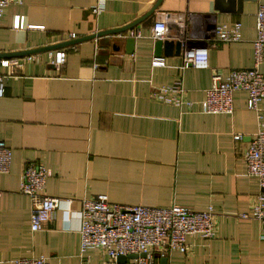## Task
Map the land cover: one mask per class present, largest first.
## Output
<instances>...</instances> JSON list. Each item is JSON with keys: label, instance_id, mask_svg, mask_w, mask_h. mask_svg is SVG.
Instances as JSON below:
<instances>
[{"label": "crops", "instance_id": "crops-1", "mask_svg": "<svg viewBox=\"0 0 264 264\" xmlns=\"http://www.w3.org/2000/svg\"><path fill=\"white\" fill-rule=\"evenodd\" d=\"M100 1L104 7L97 12ZM261 1L242 0L234 12H221L216 0H162L150 17L122 34L89 40L144 18L159 0H24L7 8L0 21V59L22 66L0 67L6 85L0 140L12 150L9 173L0 174V264L41 256L50 264H122L100 249L81 256L80 220L66 210L31 231L32 201L21 192L31 162L51 172L43 193L71 199L74 211L100 195L131 206H212L216 237L189 238L190 252H172L168 264H264L262 224L240 217L252 211L261 192L244 155L264 130V100L250 110L249 94L236 92L231 114L206 113L200 105L213 75L226 78L254 67ZM163 13L178 17L170 22L172 46L157 51L152 28ZM17 16L43 29H15ZM236 22L242 24L241 41L210 47L209 69L182 68L183 40L201 44L216 25ZM129 39L135 41L133 53ZM56 49L68 54L62 68L48 59ZM29 55L39 58L25 61ZM155 60L165 65L153 66ZM259 69L264 75V60ZM177 85L195 103L192 109L152 95Z\"/></svg>", "mask_w": 264, "mask_h": 264}, {"label": "built area", "instance_id": "built-area-1", "mask_svg": "<svg viewBox=\"0 0 264 264\" xmlns=\"http://www.w3.org/2000/svg\"><path fill=\"white\" fill-rule=\"evenodd\" d=\"M24 0H0V21L8 7L21 5ZM104 3L100 1L95 11L100 12ZM195 14H189V20ZM176 14L163 13L152 28V38L156 41L169 39L170 22ZM192 19V20H191ZM43 29L27 26L25 19L17 16L14 22L15 29ZM242 24L216 25L214 30L202 38L201 44H190L188 39L182 41V68L205 70L210 68L209 48L219 43L241 41ZM138 36L140 34L138 33ZM72 39L76 33L70 34ZM212 41V42H211ZM255 65L248 69L232 71L226 78L220 74L213 75L212 86L207 90L206 98L200 105L204 112L212 114H231L234 112V94L246 91L249 94L248 108L258 110L264 100V75L259 66L264 60V2H259L257 12V38L254 41ZM38 55H29L25 61L33 62ZM68 54L64 49L48 51V59L57 68L67 63ZM165 62L155 60L153 66H163ZM22 66L19 60L0 59V67L12 69ZM153 97L167 103L186 105L192 109L194 102L185 98L180 85L174 88H157ZM6 94L5 76L0 74V98ZM241 135L235 136L240 141ZM248 172L259 181L261 192L256 196L250 213L241 214L243 219H254L262 224V239L264 240V130L256 134L247 147L244 155ZM12 150L0 140V174L10 171ZM51 176L50 170L41 163L31 162L25 166L22 176L21 192L32 201L31 231L38 232L44 225L56 218L59 210L68 211L71 216L80 220V254L89 249H100L112 261L120 256L138 255L126 264H159L160 257H168L178 251L188 254L191 250L189 238L195 237L204 241L213 240L217 235L216 211L211 206L206 210L196 211L180 206L166 208L147 207L143 205L131 206L111 202L107 195H100L96 199L83 200L81 211L72 209V200L43 193L46 182ZM2 192L0 190V198ZM146 254V257H141ZM10 264H50L48 258H16Z\"/></svg>", "mask_w": 264, "mask_h": 264}, {"label": "water", "instance_id": "water-1", "mask_svg": "<svg viewBox=\"0 0 264 264\" xmlns=\"http://www.w3.org/2000/svg\"><path fill=\"white\" fill-rule=\"evenodd\" d=\"M161 1L162 0H159L158 4L155 6V8L152 10V12H150L144 18L137 20L135 23H133V24H131V25L125 27V28H119V29L106 30V31H103V32H99L98 34H94V35L89 36L88 38H85V39L89 40V39H96V38H102V37H108V36H112V35L122 34L123 32H125V31L131 29L132 27L138 25L139 23H141L144 19L150 17L155 12V10L157 9V7H158V5H159V3ZM241 1L242 0H216V8H217V10H219L221 12H234V9H235V7L237 5V2L240 3ZM78 41L79 40L71 42V44L77 43ZM134 42H135L134 39H129L128 43H129V46L132 49L130 53H133ZM169 43H170L169 40H165V41L158 40L157 51H160L163 46H166V48L168 46H172ZM63 45H67V44L65 43ZM180 46H181V43L177 42L178 51L179 50L181 51V47ZM45 49H50V48H45ZM38 51H40V50H36V52H38ZM156 256L160 258V264H168V262H169V258L168 257H160L158 254ZM141 257L145 258L146 254H142ZM135 258H138V255L120 256L118 258V262L122 263V264H126L130 259H135Z\"/></svg>", "mask_w": 264, "mask_h": 264}]
</instances>
